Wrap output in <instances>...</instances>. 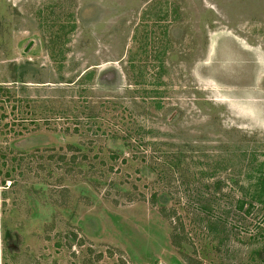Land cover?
Returning <instances> with one entry per match:
<instances>
[{"label": "rangeland", "instance_id": "obj_1", "mask_svg": "<svg viewBox=\"0 0 264 264\" xmlns=\"http://www.w3.org/2000/svg\"><path fill=\"white\" fill-rule=\"evenodd\" d=\"M262 162L264 0H0V264H255Z\"/></svg>", "mask_w": 264, "mask_h": 264}, {"label": "trees", "instance_id": "obj_2", "mask_svg": "<svg viewBox=\"0 0 264 264\" xmlns=\"http://www.w3.org/2000/svg\"><path fill=\"white\" fill-rule=\"evenodd\" d=\"M180 159V156H177ZM253 160L256 157H252ZM264 162L259 164V167H256L258 169L259 175L256 177L257 180V187L254 191V194L252 197L254 199H258L260 201H263L264 198V169H262ZM261 175V176H260ZM251 261H253L255 264H264V246L256 251H254L251 255Z\"/></svg>", "mask_w": 264, "mask_h": 264}, {"label": "water", "instance_id": "obj_3", "mask_svg": "<svg viewBox=\"0 0 264 264\" xmlns=\"http://www.w3.org/2000/svg\"><path fill=\"white\" fill-rule=\"evenodd\" d=\"M33 41L30 42V44L27 46V48L25 49V51H27L29 49V47L32 45Z\"/></svg>", "mask_w": 264, "mask_h": 264}, {"label": "flooded vegetation", "instance_id": "obj_4", "mask_svg": "<svg viewBox=\"0 0 264 264\" xmlns=\"http://www.w3.org/2000/svg\"><path fill=\"white\" fill-rule=\"evenodd\" d=\"M160 264H163V263H160Z\"/></svg>", "mask_w": 264, "mask_h": 264}, {"label": "crops", "instance_id": "obj_5", "mask_svg": "<svg viewBox=\"0 0 264 264\" xmlns=\"http://www.w3.org/2000/svg\"><path fill=\"white\" fill-rule=\"evenodd\" d=\"M38 84V83H37Z\"/></svg>", "mask_w": 264, "mask_h": 264}]
</instances>
